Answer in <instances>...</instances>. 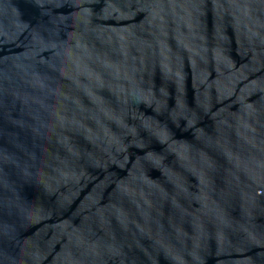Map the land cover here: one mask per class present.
<instances>
[{"label": "water", "instance_id": "1", "mask_svg": "<svg viewBox=\"0 0 264 264\" xmlns=\"http://www.w3.org/2000/svg\"><path fill=\"white\" fill-rule=\"evenodd\" d=\"M0 264H264V0H0Z\"/></svg>", "mask_w": 264, "mask_h": 264}]
</instances>
